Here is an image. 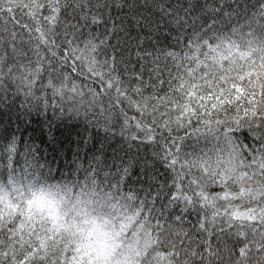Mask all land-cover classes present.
Instances as JSON below:
<instances>
[{"label": "snow or ice", "instance_id": "6c2138e0", "mask_svg": "<svg viewBox=\"0 0 264 264\" xmlns=\"http://www.w3.org/2000/svg\"><path fill=\"white\" fill-rule=\"evenodd\" d=\"M17 101L96 137L65 169L4 129L0 264H264V0H0Z\"/></svg>", "mask_w": 264, "mask_h": 264}, {"label": "trees", "instance_id": "16d2710c", "mask_svg": "<svg viewBox=\"0 0 264 264\" xmlns=\"http://www.w3.org/2000/svg\"><path fill=\"white\" fill-rule=\"evenodd\" d=\"M19 104V101L12 104L10 111L0 109V135L4 134L5 128L10 129L17 139L29 141L39 147L54 166L58 164L65 169L77 161L78 155L81 158L84 157L85 147L91 148L92 139L89 138H95L96 133L82 121L54 115L51 110L47 114L37 111L27 112L20 108ZM33 129L36 131L33 132ZM41 133L45 140L43 144L41 143ZM85 140H88L87 145L84 144ZM50 146H54L58 151L53 153ZM105 147L107 151H112L111 148H107V145ZM53 156H55V160H53ZM87 247L93 253L92 243Z\"/></svg>", "mask_w": 264, "mask_h": 264}, {"label": "rangeland", "instance_id": "374dc122", "mask_svg": "<svg viewBox=\"0 0 264 264\" xmlns=\"http://www.w3.org/2000/svg\"><path fill=\"white\" fill-rule=\"evenodd\" d=\"M35 206L39 207V208L48 207V205L43 203V202H35ZM110 250H111V244H109L107 242V240L100 241V240L93 238V243H92V252L93 253L99 252V254H105V253L109 252Z\"/></svg>", "mask_w": 264, "mask_h": 264}]
</instances>
